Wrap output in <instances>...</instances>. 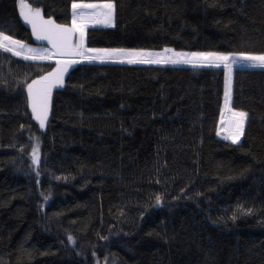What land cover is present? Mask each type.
<instances>
[{
    "label": "trees",
    "instance_id": "16d2710c",
    "mask_svg": "<svg viewBox=\"0 0 264 264\" xmlns=\"http://www.w3.org/2000/svg\"><path fill=\"white\" fill-rule=\"evenodd\" d=\"M26 2L71 24L72 0ZM113 2L88 48L264 53V0ZM0 30L48 45L19 0ZM55 66L0 49V264H264V67L232 70L234 142L223 65L78 61L42 129L26 84Z\"/></svg>",
    "mask_w": 264,
    "mask_h": 264
},
{
    "label": "snow or ice",
    "instance_id": "6c2138e0",
    "mask_svg": "<svg viewBox=\"0 0 264 264\" xmlns=\"http://www.w3.org/2000/svg\"><path fill=\"white\" fill-rule=\"evenodd\" d=\"M20 14L23 20L31 25L32 33L39 41H47L49 47H33L23 40L0 30V49L14 53L31 61H56V66L44 75L26 84L27 100L32 114L44 127L48 119L52 90L64 85L65 74L78 59L85 61H119L130 64H167L189 63L219 65L227 69L225 84V110L221 111V133L226 139L239 142L244 134L248 113L231 106L232 70L235 64L245 67H264V53L249 52H176L174 49H163L154 52L135 48H88L86 46L87 29L90 24L114 25L115 4L113 0H72L71 24H59L51 17L45 18L40 8H33L26 0H19ZM172 53V55H168ZM78 58V59H77ZM34 163L40 164L39 140L31 152ZM159 203V198H157ZM72 240V237H69ZM74 242V241H73Z\"/></svg>",
    "mask_w": 264,
    "mask_h": 264
},
{
    "label": "rangeland",
    "instance_id": "374dc122",
    "mask_svg": "<svg viewBox=\"0 0 264 264\" xmlns=\"http://www.w3.org/2000/svg\"><path fill=\"white\" fill-rule=\"evenodd\" d=\"M33 8H38V7H34L33 6ZM41 9V8H40ZM43 14V13H42ZM45 17V16H44ZM46 18V17H45ZM53 19V18H52ZM28 23V22H27ZM29 24V23H28ZM68 25H70V24H68ZM29 26L31 27V25L29 24ZM28 44V43H27ZM29 45H31V46H33V47H41V46H43V47H49L48 45H32V44H29ZM168 49H171V48H168ZM175 50V49H174ZM151 51H154V52H162L163 51V49L162 50H151ZM176 52H181V51H183V52H185V53H191V52H204V51H184V50H175ZM168 55H172V53H168ZM78 59V58H77ZM78 61H83L82 59H78ZM178 64V63H177ZM189 64V63H188ZM196 64H199V63H196ZM219 65H223V64H219ZM242 66L241 64H235L234 66H233V69L236 67V66ZM50 104H51V101H50ZM49 114H50V107H49V113H48V119H49ZM48 119H47V121H46V123H45V126L44 127H41L42 129H45L46 127H47V123H48ZM38 121V120H37ZM39 122V121H38ZM40 124V123H39ZM224 133H221V130H219V135H223Z\"/></svg>",
    "mask_w": 264,
    "mask_h": 264
}]
</instances>
